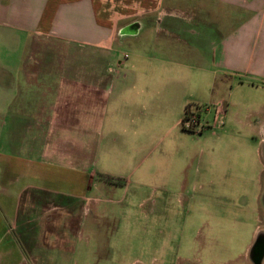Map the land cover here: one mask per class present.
Instances as JSON below:
<instances>
[{"label":"rangeland","instance_id":"1","mask_svg":"<svg viewBox=\"0 0 264 264\" xmlns=\"http://www.w3.org/2000/svg\"><path fill=\"white\" fill-rule=\"evenodd\" d=\"M128 40L116 45L111 58L90 47L0 27V168L4 154L18 153L16 143L23 155L30 154L27 144L35 130L18 122L30 124L23 101L35 104L41 98H26L27 92L64 88L59 79L66 73L101 72L110 78L100 96L101 121L95 126L94 103L88 101L81 114L84 128L70 129L69 137L85 144L81 150L91 170L107 187L101 194L87 193L103 201L99 223L88 225L81 240L70 233L67 243L78 247L62 264H254L253 249L263 245L264 230L256 244L257 223L244 207L254 194L244 200L233 177L239 176L244 151L258 155L256 142L242 144L238 123L239 104L255 99V92L244 90L229 99L227 91L213 95L187 81L142 85L140 73L151 66L143 71L134 39ZM197 81L206 85L208 78ZM127 116L135 123L127 124ZM38 141L47 144L41 136ZM261 155L264 166V147ZM81 206L74 209L79 220H90L94 208L84 215Z\"/></svg>","mask_w":264,"mask_h":264},{"label":"crops","instance_id":"2","mask_svg":"<svg viewBox=\"0 0 264 264\" xmlns=\"http://www.w3.org/2000/svg\"><path fill=\"white\" fill-rule=\"evenodd\" d=\"M0 27L90 47L111 58L116 45L121 48L132 38L143 71L151 66L140 73L142 85L187 81L213 95L227 91L229 99L244 90L254 91L255 99L239 104L243 118L238 123L242 144L256 142L258 155L253 158L244 151L239 176L233 178L238 181L234 189L244 200L247 193L254 194L253 203L245 200L244 207L251 209L257 223L253 230L257 242L264 230V0H0ZM140 37H145L142 47ZM200 77L208 78L206 85H199ZM59 80L64 88L25 94L41 98L35 104L33 99L23 101L31 113L30 124L18 122L20 128L35 130L27 144L30 154L23 155L17 143V154H4L0 264H39V257L44 258L40 264H62L78 247L67 243L70 233L81 240L88 225L95 228L99 223L96 214L103 201L87 193L101 194L107 185L97 181L98 172L91 170L81 150L85 144L80 138L70 140L69 130L84 128L81 114L88 101L94 103L95 126L101 121L100 96L110 78L85 71L63 74ZM124 121L135 123L129 116ZM40 136L47 144L38 141ZM80 204L84 215L87 208H94L90 220H79L74 209ZM33 241L44 243L35 246Z\"/></svg>","mask_w":264,"mask_h":264},{"label":"water","instance_id":"3","mask_svg":"<svg viewBox=\"0 0 264 264\" xmlns=\"http://www.w3.org/2000/svg\"><path fill=\"white\" fill-rule=\"evenodd\" d=\"M258 242H256L257 244ZM258 245H255V248L257 247ZM255 248L253 249V256L256 255L257 258H255L254 260V264H261V261H262V255H263V252H264V246L263 245H260V252L257 254H254L255 253Z\"/></svg>","mask_w":264,"mask_h":264},{"label":"flooded vegetation","instance_id":"4","mask_svg":"<svg viewBox=\"0 0 264 264\" xmlns=\"http://www.w3.org/2000/svg\"><path fill=\"white\" fill-rule=\"evenodd\" d=\"M260 245L261 244H259L256 248H255V254H257L258 255V253L260 252Z\"/></svg>","mask_w":264,"mask_h":264},{"label":"bare ground","instance_id":"5","mask_svg":"<svg viewBox=\"0 0 264 264\" xmlns=\"http://www.w3.org/2000/svg\"><path fill=\"white\" fill-rule=\"evenodd\" d=\"M258 239H259V241H260V240H263V239L261 238V236H259Z\"/></svg>","mask_w":264,"mask_h":264},{"label":"trees","instance_id":"6","mask_svg":"<svg viewBox=\"0 0 264 264\" xmlns=\"http://www.w3.org/2000/svg\"><path fill=\"white\" fill-rule=\"evenodd\" d=\"M187 116V111L185 112V117Z\"/></svg>","mask_w":264,"mask_h":264},{"label":"built area","instance_id":"7","mask_svg":"<svg viewBox=\"0 0 264 264\" xmlns=\"http://www.w3.org/2000/svg\"><path fill=\"white\" fill-rule=\"evenodd\" d=\"M198 123V122H197Z\"/></svg>","mask_w":264,"mask_h":264}]
</instances>
